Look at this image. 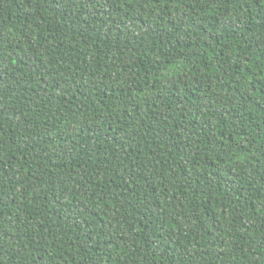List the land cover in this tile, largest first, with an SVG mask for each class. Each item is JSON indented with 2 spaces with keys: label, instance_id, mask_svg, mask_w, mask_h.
<instances>
[{
  "label": "trees",
  "instance_id": "16d2710c",
  "mask_svg": "<svg viewBox=\"0 0 264 264\" xmlns=\"http://www.w3.org/2000/svg\"><path fill=\"white\" fill-rule=\"evenodd\" d=\"M0 264H264V0H0Z\"/></svg>",
  "mask_w": 264,
  "mask_h": 264
}]
</instances>
